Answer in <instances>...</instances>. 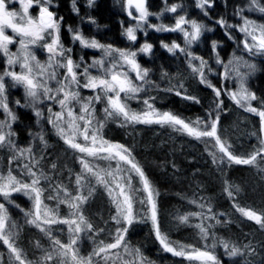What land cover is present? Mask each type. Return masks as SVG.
<instances>
[{"label":"trees","instance_id":"16d2710c","mask_svg":"<svg viewBox=\"0 0 264 264\" xmlns=\"http://www.w3.org/2000/svg\"><path fill=\"white\" fill-rule=\"evenodd\" d=\"M126 1L94 0L89 5V0H75V9L78 11L73 8V0H51L46 5L57 20L63 18L60 21V43L65 50L71 49L70 52L66 51V55L80 64V68L76 70L80 87L77 89L73 85V90L79 91V94L91 93V89L83 87L86 83L84 68L101 57L105 62L112 58L104 56L99 49L81 47L79 41L73 40V32L69 28L89 40L95 39L101 44L137 53L136 62L141 69L148 70V75L147 82L140 81L138 84L142 91L135 98L125 101L132 111L146 110L143 101L147 99L156 110L171 112L186 121H195L197 118L210 121L209 113L212 117L218 113V135L222 141L231 145L234 154L246 157L258 149L260 141L264 139L261 119L231 98L235 87L227 70L229 61L232 62L231 67L236 69H239V63L242 62L249 63L248 67L254 66L255 78L247 85L256 97L252 100V107L264 110V54L254 57L246 55L242 51L245 33L240 31L245 19L256 25H264V12L259 11V7H264V0H257V5H253L252 0H210L211 7L205 5L204 9L197 7V0H166V3L165 0H148L149 19L144 30H137L136 41L128 40L125 34L126 28L134 27L136 23L126 13ZM173 5L177 6L175 13L164 11L166 7ZM36 7L39 8L38 5ZM162 12L163 15L157 16ZM180 16L210 29L203 31L199 39L188 48L194 56L206 62V83H201L199 75L193 73L184 53L177 50L173 55L161 46L163 42L184 47L183 35L158 32L155 28L148 27V24L174 27ZM219 20H223L226 26L222 27L217 23ZM50 40L46 36L45 41L38 44V48ZM213 41L217 42L215 50L212 48ZM145 43L152 45L150 52L140 51ZM217 59L222 63H217ZM192 64L198 67L200 60H194ZM60 69L59 74L63 80L65 69ZM90 69L88 71L91 74ZM225 72L228 76H225ZM214 88L221 90L219 98L216 97ZM12 91L13 94H8L11 97V113L15 116L11 121V139L17 149H31V153L25 151L22 158L19 157V152H14L13 155L17 157L16 166L31 164L34 157L39 161L33 168L34 171H42L51 177L53 187L62 185L73 196L77 195L73 181L78 168L75 162L72 163L73 160L68 159L72 154L68 152L56 128L49 123V117L60 111V105L51 104L52 113L44 109L37 116L23 106L24 99L19 97V93ZM177 91L181 95H176ZM185 96L195 99H186ZM217 100L223 102L220 109L216 108ZM101 135L105 140L122 144L131 150L135 161L158 193L155 197L157 219L161 232L170 241L212 250L221 264H264V227L243 216L234 206L264 214V160L258 157L255 165L214 163L210 154L216 151L213 140H197L167 125L109 123L103 128ZM40 137H43V141ZM6 149V146L0 147L1 157L7 154ZM53 165L56 167L53 168ZM92 183L95 184L93 181ZM229 186H232L233 191L231 198L225 191ZM237 186L239 192L235 191ZM41 187L45 189L42 195L44 203L56 209L58 202L48 199L55 195L49 183L42 181ZM83 194L87 195L86 189ZM0 203L5 204L11 220L17 225L15 245L22 249L26 264H60L62 259H67L53 255L52 260H44L46 254L53 252L52 242L44 231L26 222L29 217L25 213L32 211V207L24 197L14 195L5 200L0 196ZM201 204L204 205L203 208L200 207ZM135 207L136 219L130 226L124 222L117 224L112 219L116 215L115 205L104 187L95 185L93 195L82 205V214L92 225V229L85 228L83 232L76 234L70 233L65 224H54L51 225V234L63 244H68L72 237L78 236L75 247L80 256L87 257L94 249L114 242L117 228L127 227L125 242L129 249H139L145 264H197L196 261L189 262L183 257L165 252L156 239L149 218V207L139 202H136ZM209 207L211 212L208 211ZM57 211L60 218H65L70 209L66 204H59ZM189 213L201 215L191 216L187 224L179 223L177 217ZM211 216L215 219L207 218ZM200 223L208 229L207 239H202L199 230L194 227ZM222 242L240 249L243 255L227 256ZM122 249L123 246L112 249L109 255ZM0 256L3 257V264H9V250L2 241ZM102 260L101 257H93V264H101Z\"/></svg>","mask_w":264,"mask_h":264},{"label":"snow or ice","instance_id":"6c2138e0","mask_svg":"<svg viewBox=\"0 0 264 264\" xmlns=\"http://www.w3.org/2000/svg\"><path fill=\"white\" fill-rule=\"evenodd\" d=\"M17 2L20 8L18 10L12 9L10 5ZM50 2L51 0H0V54L6 57L9 66V70L0 74V107H3L5 112H7L13 120L15 119V116L9 111L7 104L3 103L5 77H10L13 85H22L31 103L35 104L42 95L49 100L56 101L60 105L61 111L52 114L49 117V123L53 124L57 134L69 148L82 154L77 157L81 166V171L76 174L75 177L77 195L73 196L67 188L62 185L53 187L51 184V177L45 175L42 171L39 173L34 171L33 168L39 164V161L35 160L33 157L31 164L25 163L23 165L24 174L30 177L31 182L27 183L18 180L12 175L10 170L6 177L0 175V196L8 200L13 192H22L33 201L32 211L25 213V215L29 217L26 222L40 228V230L49 235L51 239L53 252L46 254L44 257L45 261L52 260L53 255H57L62 258H67L62 259L60 264H93V257H101L107 264V261L110 259V250L119 249L123 246L126 253L131 255L134 251L137 257L136 261L125 262V264H145L139 249L130 250L125 242V235L128 231L127 227L117 228L114 242L94 249L87 257L80 256L75 247L79 239L78 236L72 237L68 244H63L60 240L52 236L51 225L54 224H65L68 226L70 233L76 234L83 232L85 228L88 230L92 229V225L87 222L82 214V205L93 195L95 185H101L107 192L112 204L115 205L116 215L113 216L112 219L115 220L117 224L126 222V224L130 226L136 219L133 209L134 203L139 202L141 205H147L149 207V218L152 221L156 239L165 252L171 253L173 256L183 257L189 262L196 261L199 262V264H221L212 250L207 248L202 250L190 245L177 244L170 241L167 235L161 232L157 219V204L155 200L158 193L152 187L143 169L135 161L131 150L122 144L105 140L101 135V129L104 127L105 120L122 118L124 124L140 123L159 124L162 126L167 125L197 140L211 138L214 140L213 147L216 151L210 154L213 157V162L217 164H257L258 157L264 160V139L260 141V147L258 149L254 150L246 157H242L234 154L231 150V145H229L227 141H222L220 135H218V113L214 117L209 113L210 121H204L199 118L195 121H186L171 112H160L156 110L147 99L143 101L146 110L141 112L132 111L125 101L135 98L137 94L142 91V87L135 84L128 73L122 69L125 66L130 67V69L136 73V80L147 82L146 77L148 75V70L141 69L140 65L136 62L137 53L116 49L111 45L101 44L95 39L89 40L83 37L81 33L74 32L69 28L68 30L73 32V40L79 41L81 47L99 49L103 52L104 56L112 58L109 67H105V60L101 57L84 68L83 75L86 78V83L83 84V87L91 89L95 95L82 102L79 91L73 90V85H75L77 89L80 87V82L77 78L78 73L76 71L80 68V64L75 62L71 56L66 55V51L70 52L71 49L65 50L60 43V21L63 18H60V20L56 19L55 14L46 6L50 4ZM92 3H94V0H89V5ZM252 4L257 5V0H252ZM34 5L39 6L38 17H33L29 11ZM205 5L211 7L210 0H197V7L204 9ZM127 6L129 9L134 7L138 13V16H132V11L129 10L128 15L132 17L136 23L134 27L130 26L125 30L128 40L136 41L137 30H144L150 13L146 7V0H127ZM73 8L75 11H78V9H75V0H73ZM164 11L175 13L177 11V6L173 5L170 8L166 7ZM259 11L264 12V7H259ZM160 15H163V12L157 14V16ZM205 15H207L206 11ZM217 23L222 27L226 26L223 20H219ZM184 25H188V27H184ZM148 27L155 28L158 32H174L177 30L183 32L185 38L184 47L176 43L168 45L163 42H161V46L166 48L167 51L173 55L176 54L177 50L184 53L189 59V66L192 68L193 73L199 75L201 83L207 82L204 74L206 62L202 58L194 56L188 51V48L199 39L203 31L210 29H205L204 25L196 21H188L184 16H180L176 20L174 27L165 26L163 24H148ZM8 30H11L12 35L7 34ZM240 31L245 33L246 39L243 41V46L248 52L251 53L254 49L259 52H264V25H256L254 22L245 19L244 26L240 28ZM46 36L51 37V40L50 42H44L41 46L46 49L49 56L47 63L41 64L36 59L33 47L45 41ZM248 37H250V39H248ZM14 43L18 44V48L16 52H11L9 46ZM216 47L217 42L213 41V50H215ZM151 49L152 45L145 43L140 48V51L150 52ZM81 60H83V58H81ZM194 60H200V65L198 67L192 64ZM217 63L222 62L217 59ZM231 63L232 62L229 61V64ZM15 65H19L21 69L19 73L11 70ZM92 67L102 69V74L97 76L91 75L88 69ZM56 68L65 69L63 80L57 79ZM225 68L227 69V65H225ZM52 80L57 82L55 88L49 86V81ZM208 86L212 87L211 84ZM181 87L183 86L181 85ZM213 90L216 97L219 98L221 90L215 88ZM169 91H171V89H169ZM121 93L124 94L123 99L121 98ZM61 94L62 98H60ZM176 95L179 96L181 93L177 91ZM184 98L195 99L194 97L188 96ZM231 98L241 106H245V102L249 100L256 99L254 94L248 93L244 86L243 78H241L239 91L231 93ZM73 102L80 104L79 115L73 110ZM99 102H105L106 106L103 109L105 120H97L94 123V104ZM222 103V101L217 100L216 108L220 109ZM246 110L260 117L261 132H264V110H258L250 104H247ZM49 113H52L51 108H49ZM36 115L40 116L41 113L37 111ZM80 122H83V126H81ZM5 127V123L0 122V147L6 146L14 152H19L21 157L24 155L25 151L31 153L30 148L26 150L17 149L11 139L13 135L11 132V125H7L8 131H5ZM78 137H82L83 142H77ZM40 139L43 141V137H40ZM217 153L220 155H217ZM88 158L108 161V167L103 168L99 165L94 166ZM14 159H17V157L13 156L9 160V163L11 164ZM112 161H115V167H112ZM52 167L55 168L56 166L53 165ZM134 176L139 178L140 187H134ZM93 180L95 184L92 183ZM42 181L48 182L49 187L52 188L55 193V195L49 196L48 199H53L58 202L56 209L50 208L44 204L42 195L45 189L41 187ZM231 187L232 186L225 188L230 198L233 197ZM85 189L87 190V195L83 194ZM235 191H240L238 186L235 187ZM61 192H63V195H61ZM192 203H196V201H192ZM59 204H66L68 206L70 209L68 217L60 218L58 216L57 209ZM234 206L243 216L247 217L249 220L256 221L257 224L264 227V214H257L252 210H246L238 205ZM200 207L203 208L204 205L201 204ZM208 211L211 212L210 207ZM200 215V213H189L177 217V220L181 224H187L191 216ZM207 218L215 219L214 216ZM42 225H48L49 227L44 228ZM194 227L199 230L202 239H207L208 229L203 223L196 224ZM16 228L17 225L11 220L5 204L0 203V241H2L9 250V264H26L22 249L15 245V237L18 235L15 231ZM222 246L225 250V254L229 257L243 255L240 249L235 246H230L226 242H222ZM0 264H3L2 256H0ZM28 264H31V262H28Z\"/></svg>","mask_w":264,"mask_h":264},{"label":"rangeland","instance_id":"374dc122","mask_svg":"<svg viewBox=\"0 0 264 264\" xmlns=\"http://www.w3.org/2000/svg\"><path fill=\"white\" fill-rule=\"evenodd\" d=\"M36 6L37 5H34L29 10L30 14L33 17H38V15H39V8L36 7ZM10 7L12 9L18 10L20 8V5L17 2V3L11 4ZM146 7L148 8V0H146ZM129 10L132 11V16H138V13L136 12L134 7L132 9L128 8L127 1H126V13L127 14L129 12ZM128 17H129V19L134 20L129 15H128ZM148 19L149 18H147V21H148ZM163 32H173V31H163ZM173 33H179V34L184 36L183 32H181L179 30L174 31ZM7 34L12 35L11 30H8ZM245 39H246V36L243 39V41ZM248 39H250V37H248ZM38 47H39L38 44L33 47V52H34V54L36 56V59L41 64H46L47 61H48L49 54H48V52L46 51V49L44 47H40V48H38ZM242 47L244 48V46H242ZM9 48H10L11 52H16L17 48H18V44L14 43V44L10 45ZM242 51L246 55H250V56H253V57L256 56V55L264 54V52H259L256 49H254L253 52H251V53L248 52L245 48ZM109 66H110V61L109 62H105V67H109ZM248 66H249V63H246V62L239 63V69H236L234 67L232 68L231 64L229 65L227 73L229 75H231V76H229L230 77L229 79H230V81L232 83H234V87H235L234 88V92H238L239 91L241 78H243V83H244V86L247 89L248 93L253 94L251 92V90L249 89L247 83H249V82L254 80L256 71L254 70L253 67H248ZM250 66H253V65H250ZM246 69L248 70V72H247ZM6 70H9V66L7 64L6 57H4L2 54H0V74H3ZM11 70L12 71H16L17 73H19L21 71L19 65L13 66L11 68ZM59 70H61V69L60 68H56L57 79L61 80V77H60V74H59ZM122 70L128 73L129 77L133 80V82L135 84H139L140 81L136 80V78H135L136 73L134 71H132L130 69V67L125 66ZM90 72H91V75L97 76V75H101L103 70L102 69H98L96 67H92L90 69ZM225 76H226V72H225ZM4 84H5V90H4V93H3V103L7 104V107H8L10 112H11V108L9 106V101H10L11 97L9 98L8 94L11 93V92H12L11 94H13L12 90H16V92L19 93V97L24 99V105L23 106L26 109L33 111L35 114L37 113V111H43L44 109H47L49 111V108H52L51 104H56V106L59 105L56 101L49 100L46 97H43L42 95H41V98L35 104L31 103L30 102V98L27 97V95H26L24 87L22 85H13V82H12L10 77H5ZM49 86L52 87V88H55L57 86V82L55 80L49 81ZM93 95H95V93L93 91L91 93H89L88 95H86L85 93H81L80 94L81 101L82 102L86 101L87 98L92 97ZM60 98H62V94H61ZM121 98L122 99L124 98V94H123V97H121ZM247 104H250L252 106V100H249V101L245 102V106H243V107L246 108ZM56 106H55V108H56ZM105 106H106L105 102H99V103H95L94 104V108H95V120H94V123L97 120H105V114H104V111H103ZM73 110H74V112L77 115H79L80 114V104L76 103V102H73ZM60 111H61V109H60ZM12 120L13 119L11 118V116H9V114L7 112H5L4 108L0 107V122H4L5 123V125H6L5 131H8L7 125L8 124L11 125V121ZM118 122H123L122 118L107 119V120H105L104 127L107 124H109V123H118ZM80 123H81V126H83V122H80ZM103 128L101 129V132H102ZM202 139L212 140L211 138H202ZM61 140L63 141V139H61ZM77 142H83L82 141V137H78L77 138ZM65 147L68 149V152H70V154H72L71 156L68 157V159L69 160H73L72 163L75 162L76 163V167L78 168V169H76V173L74 174V177H76V174H78L81 171V166H80V164L78 162L77 157L79 155H82V154L77 153L75 150L69 148L68 145H66V144H65ZM6 151H7V154L6 155L4 154L5 157H1L0 156V175H3V176L6 177L8 175V173H9V171L11 170L12 175H14L18 180L30 183L31 182L30 181V177L24 174V168H23L24 163H22L19 166L18 165L16 166V159H14L12 161V163L10 164L9 160L13 156H15V155H13L14 151L10 150L8 147H7ZM19 157H21L20 154H19ZM68 159L66 158V161H69ZM88 159L91 161V163L94 166L95 165H99L100 167L106 168V167H108V164H109L108 161L94 160L92 158H88ZM63 161H65V160H63ZM111 164H112V167H115V161H112ZM93 182H95V181L93 180ZM133 185H134V187H140L141 186L139 184V178L136 177V176L133 177ZM73 187L77 188L75 180L73 181ZM14 195H21L22 197H24L26 199V201L31 205V207L33 209V201L28 196L24 195L22 192H13L10 197H12ZM135 206H136V203H134V205H133L134 214H135V208H136ZM135 216H136V214H135ZM124 223H126V222H124ZM130 250H132V249H130ZM136 260H137V257H136V254H135L134 251L132 252L131 255H129L128 253H126L124 251V248H123L122 250H119L116 253L110 254V259L107 261V264H125V262H134ZM101 264H106V262L104 260H102ZM197 264H199V262H197Z\"/></svg>","mask_w":264,"mask_h":264}]
</instances>
